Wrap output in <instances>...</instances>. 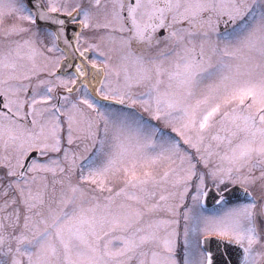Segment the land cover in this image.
Listing matches in <instances>:
<instances>
[{
    "label": "snow or ice",
    "instance_id": "1",
    "mask_svg": "<svg viewBox=\"0 0 264 264\" xmlns=\"http://www.w3.org/2000/svg\"><path fill=\"white\" fill-rule=\"evenodd\" d=\"M0 264H264V0H0Z\"/></svg>",
    "mask_w": 264,
    "mask_h": 264
},
{
    "label": "flooded vegetation",
    "instance_id": "2",
    "mask_svg": "<svg viewBox=\"0 0 264 264\" xmlns=\"http://www.w3.org/2000/svg\"><path fill=\"white\" fill-rule=\"evenodd\" d=\"M209 206H211V205H209Z\"/></svg>",
    "mask_w": 264,
    "mask_h": 264
}]
</instances>
